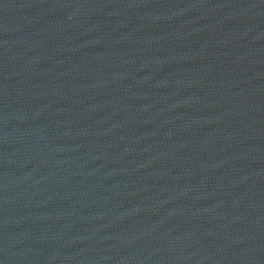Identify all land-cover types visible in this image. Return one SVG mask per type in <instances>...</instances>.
<instances>
[{
    "label": "water",
    "instance_id": "water-1",
    "mask_svg": "<svg viewBox=\"0 0 264 264\" xmlns=\"http://www.w3.org/2000/svg\"><path fill=\"white\" fill-rule=\"evenodd\" d=\"M0 264H264V0H0Z\"/></svg>",
    "mask_w": 264,
    "mask_h": 264
}]
</instances>
